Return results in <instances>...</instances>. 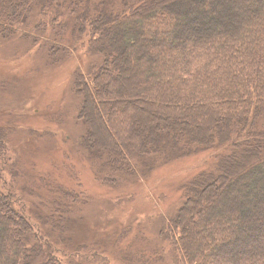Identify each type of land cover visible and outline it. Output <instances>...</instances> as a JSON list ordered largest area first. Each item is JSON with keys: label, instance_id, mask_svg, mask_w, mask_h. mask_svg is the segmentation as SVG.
I'll return each instance as SVG.
<instances>
[{"label": "trees", "instance_id": "obj_1", "mask_svg": "<svg viewBox=\"0 0 264 264\" xmlns=\"http://www.w3.org/2000/svg\"><path fill=\"white\" fill-rule=\"evenodd\" d=\"M9 47L32 57L29 73L76 62L66 86L80 101L58 132L74 121L67 141L103 181L204 154L158 225L173 264H264V0H0ZM148 117L151 135L139 126ZM14 186L0 179V264L107 263L73 231L76 191L27 186L19 207Z\"/></svg>", "mask_w": 264, "mask_h": 264}, {"label": "rangeland", "instance_id": "obj_2", "mask_svg": "<svg viewBox=\"0 0 264 264\" xmlns=\"http://www.w3.org/2000/svg\"><path fill=\"white\" fill-rule=\"evenodd\" d=\"M12 56L11 47L7 51L0 48V126L4 127L0 130V179L18 189L24 187L13 198L16 206L21 207L27 186L47 181L72 189L80 196L79 208L72 214L80 225L73 231L89 237L88 249H99V254L107 256L106 264H146L148 257H153L148 264L175 263L169 237L158 231V225L176 213L182 203V184L201 169L204 154L180 157L146 176L122 175L119 180L110 176L103 181L106 171L97 168V160L89 161L84 150L67 141L81 131L73 121L71 134L67 133L73 114L69 109L80 101L66 86L76 62L71 59L54 69L33 68L29 73L32 57ZM45 110L55 123L40 118ZM153 120H140L141 130L154 134ZM61 129L67 132L59 133ZM34 213L26 205L25 217L33 218ZM53 243L61 247L56 237ZM89 262L99 264L98 260Z\"/></svg>", "mask_w": 264, "mask_h": 264}]
</instances>
